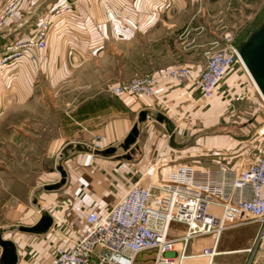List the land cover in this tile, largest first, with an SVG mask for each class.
I'll list each match as a JSON object with an SVG mask.
<instances>
[{"label": "crops", "instance_id": "1", "mask_svg": "<svg viewBox=\"0 0 264 264\" xmlns=\"http://www.w3.org/2000/svg\"><path fill=\"white\" fill-rule=\"evenodd\" d=\"M7 1L0 0V7ZM54 2L56 0H20L13 16L0 29V55L4 54L12 37L31 31L40 18L41 6L50 10ZM215 3L191 0H78L77 14L69 23L72 30L49 36L47 50L43 52V63L33 66L24 58L21 62L0 68V110L2 105L26 100L32 94L40 74L52 83L58 79L61 81L62 72L71 69V64L66 61L70 49L81 55L90 52L101 54L108 40L120 43L116 49L120 54H127L128 58L136 52L141 54L144 62L150 64L146 67L148 71L185 66L192 74V79L183 84L165 79L155 96H116L128 112L107 119L91 134L89 144L68 141L60 146L56 154L57 169L53 174L58 176L59 173L61 177L59 183L50 188L68 184L62 197L54 193L41 194L35 208L26 207L16 214V220L20 222L17 229L9 228L12 231L9 234L6 232V235L0 233L2 239L13 243L18 257L16 264H46L58 248L71 246L77 234L85 229L84 219L89 211L98 214L107 212L110 198L113 197L114 202L118 200L138 177L141 178L140 182L147 181L152 160L171 158V148L167 150L165 146L166 134H156L161 127H156L153 122L158 121V124L168 128V120L174 118L178 108H189L192 114L199 111L193 112L202 103L197 79L208 55L217 46L215 40H208L206 44L210 46L203 51L205 60L197 62L183 57L186 50L183 42L188 28H192L194 23L192 29L203 28L200 20L212 17L210 13ZM195 35L199 36V32ZM171 40L174 41V49L169 52L167 47ZM176 40H181L182 46H177ZM128 64L131 65L129 60ZM131 69L135 67L131 65ZM232 72L230 68L218 86L217 92L221 97L232 94L236 78ZM135 127L137 134L128 142L127 138ZM118 146L121 151L115 153ZM111 148L114 149L109 150ZM110 155L124 156L125 161L110 160ZM36 213H39L38 220L33 221ZM43 216L51 220L47 229L43 228L41 222ZM263 244L259 245L260 249L254 251L253 256L241 254L240 261H228L227 264H247L248 261L249 264H264ZM247 245L240 249L224 248L220 254L233 252L228 255L235 257Z\"/></svg>", "mask_w": 264, "mask_h": 264}, {"label": "rangeland", "instance_id": "2", "mask_svg": "<svg viewBox=\"0 0 264 264\" xmlns=\"http://www.w3.org/2000/svg\"><path fill=\"white\" fill-rule=\"evenodd\" d=\"M191 2H216L211 9L212 17L205 18V21L200 20L202 29H192L195 23L192 28H188L189 31L183 42L186 48L183 57L191 58L192 61L204 62L203 51L210 46L206 44L208 40L217 39L222 45V39L228 34L227 36L232 37V43L239 46L264 23V0H191ZM48 8L41 6L39 16L48 11ZM197 32L199 36L195 35ZM28 34L29 31L16 34L18 36L12 37L9 44ZM180 41L176 40L175 44L182 46ZM173 42L171 40V44L168 43L169 52L174 49ZM119 44L108 40L105 44L106 49L101 54H96L97 52L74 56L66 54V61L71 64V69L62 72L61 81L58 79V83L57 81L52 83L40 74L32 94L26 100L2 105L0 233L6 235V232L9 234L12 231L8 230L9 228L17 229V224L20 222L16 220V214L26 207L35 208V203L41 194L54 193L62 197L61 194L68 188V184L64 187L60 184L58 188H50L58 184L61 177L59 173L58 176L53 174L57 169L56 154L61 145L68 141L89 144L91 134L107 119L128 110L116 96L111 94V84L133 76L154 73L146 69L150 64L144 62L141 54L136 52L130 58L127 54H120L119 49H116ZM46 50L37 54L36 61L31 62L33 66L44 62L43 52ZM164 51L166 52V48ZM128 60L135 67L134 70L131 69ZM241 62H236L232 67V73L236 75L232 94L221 97L217 88L211 97L201 98L202 103L193 111L199 110L198 112L192 114L189 108L181 107L180 110L178 108L174 112V118L168 120V128L158 124V121L153 122L156 127H161L156 128V134H166L165 146L167 150L171 148L169 151L172 155L171 158L167 157L161 161L152 160L148 167L147 181L140 182L141 178L138 177L134 183L143 186L151 182L157 183L162 177L159 172L164 164L191 163L197 166H216V162L220 161L228 163L233 169L240 170L253 159L259 148L264 145V135L259 133L264 128V98L246 66ZM207 111L208 114H205ZM54 140L56 142L52 147ZM119 151H121L120 146L115 153ZM110 156L106 157H110V160L125 161L124 156ZM154 162H157L155 166ZM118 200L114 202L112 197L107 204L111 207ZM38 215L39 213H36L33 221L38 220ZM171 227L177 233H183L181 225L172 222ZM259 230L257 222H247L227 229L220 236L218 250L228 247L240 249L247 243L249 247ZM206 239H198L195 248L199 249L207 245ZM263 242L264 240L255 247L254 251L259 250V245ZM241 254L253 256L252 252L242 251L236 254L238 256H233L234 258L230 255L218 256L215 258V263L227 264L228 261H240ZM153 257L154 254L143 252L137 257L136 263L152 264ZM185 264H207V260L191 258Z\"/></svg>", "mask_w": 264, "mask_h": 264}, {"label": "built area", "instance_id": "3", "mask_svg": "<svg viewBox=\"0 0 264 264\" xmlns=\"http://www.w3.org/2000/svg\"><path fill=\"white\" fill-rule=\"evenodd\" d=\"M77 1L58 0L53 4L27 36L5 48L0 68L24 58L35 62L52 33L72 30L69 23L77 14ZM19 3L10 0L0 7V29ZM227 35L222 45L219 40L214 42L219 47L208 55L199 73L201 98L211 97L229 69L241 62L239 46ZM70 54L78 53L70 49ZM165 79L183 84L192 79V74L185 66L169 67L115 82L110 92L114 96H155ZM259 133L264 135V128ZM216 163L164 164L159 183L130 184L107 212L89 211L85 229L71 246L58 248L46 264H137L143 252L154 254L152 264H183L186 258H204L207 264H216V257L233 253L218 254L222 251L218 243L223 231L247 222L259 223L252 245L243 249L254 254L255 247L264 240V145L240 170L225 162ZM172 222L183 227L182 234L172 229ZM200 238L210 242L196 249Z\"/></svg>", "mask_w": 264, "mask_h": 264}, {"label": "water", "instance_id": "4", "mask_svg": "<svg viewBox=\"0 0 264 264\" xmlns=\"http://www.w3.org/2000/svg\"><path fill=\"white\" fill-rule=\"evenodd\" d=\"M239 53L242 62L264 98V23L252 32L245 42L239 45ZM136 134L137 129L135 127L127 141L131 142ZM41 222L44 229H47L51 224V220L47 216H43ZM0 246L2 247L0 264H16L18 257L13 243L0 237Z\"/></svg>", "mask_w": 264, "mask_h": 264}, {"label": "bare ground", "instance_id": "5", "mask_svg": "<svg viewBox=\"0 0 264 264\" xmlns=\"http://www.w3.org/2000/svg\"><path fill=\"white\" fill-rule=\"evenodd\" d=\"M240 61H241V58H240ZM241 63H242V62H241ZM206 240L208 241L207 244H209L210 239H206ZM177 246H179V244H178ZM218 254H220V252H218ZM188 259H191V258H186L185 261L183 262V264H185V262H186Z\"/></svg>", "mask_w": 264, "mask_h": 264}]
</instances>
